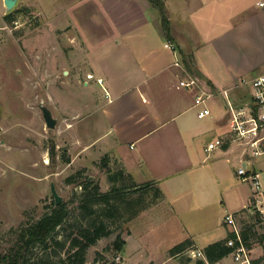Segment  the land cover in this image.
Masks as SVG:
<instances>
[{"label":"rangeland","instance_id":"1","mask_svg":"<svg viewBox=\"0 0 264 264\" xmlns=\"http://www.w3.org/2000/svg\"><path fill=\"white\" fill-rule=\"evenodd\" d=\"M109 2L17 0L6 13L0 0V252H7L14 245L21 228L48 213L53 203L49 185L53 183L67 210L66 226L54 234L64 243V248L50 245L46 249L36 245L27 255L29 259H49L52 264L66 257L68 238L75 234V226L90 221L76 207L80 186L65 182L75 175L73 181L88 178L98 184L101 192H107L112 185L123 191V200L114 217L106 221L108 236L88 248L84 264H196L203 258L196 256L193 248L170 258L166 239L160 237L161 219L148 222L150 214L137 219L160 200L149 202L151 191L143 195L136 193L134 182L127 177L109 183L101 169V159L105 156L103 144L111 143L112 137L100 138L105 128L100 107L109 99L112 108L117 102L105 95V85L97 83V76L91 80L92 70L96 67L97 72L105 73L117 91H126L138 75L134 63L140 67L143 60L164 51V37L157 35L158 23L151 19L153 15L159 17L154 8L150 11L152 15L146 14L149 23L145 28L149 34L142 37L148 51H133L131 61L122 45L113 46L109 35L113 30L108 20ZM116 9L120 11L122 5ZM6 15L10 19H5ZM263 53L264 47L244 51L240 48L236 60L246 64ZM253 75L245 76L244 81L249 82ZM244 87L247 93L240 98L234 100L232 94L228 96V101L236 107L250 103V86ZM132 90L126 91L127 96H136ZM40 104L56 119L55 128L45 127ZM207 106L210 116L198 119L200 125L208 123L210 118L227 117L228 110L221 97L208 100ZM196 109L192 106L189 114H195ZM217 125L211 121L206 128L213 130L215 126L216 131L228 128V121L224 119ZM204 140L207 142L208 137ZM219 153L220 150H215L212 155ZM63 156L69 159L68 163L63 161ZM106 165L110 173L123 169L109 156ZM139 197L142 199L138 201ZM133 212L136 215L131 217ZM239 221L241 233L246 234L250 244L253 264H264V239L260 240L264 227L247 214ZM117 235L124 241L118 252L112 247ZM207 245L203 241L196 244L197 248ZM217 264L233 263L228 256Z\"/></svg>","mask_w":264,"mask_h":264},{"label":"crops","instance_id":"2","mask_svg":"<svg viewBox=\"0 0 264 264\" xmlns=\"http://www.w3.org/2000/svg\"><path fill=\"white\" fill-rule=\"evenodd\" d=\"M163 2L169 38L162 32L160 16H151L158 23L157 35L164 37V51L143 60L140 67L134 63L139 71L131 85L133 90L130 86L128 89L135 91L136 96H127L128 89L117 91L112 80L97 72L96 67L91 80L97 76L96 80L105 85V95L117 102L112 108L109 99L100 107L105 125L100 138L112 137L111 143L103 144V154L116 161L132 182L153 181L162 194L160 202L140 213L137 219H145L148 214V222L161 219L160 237L166 239L168 249L191 239L193 249L201 253L206 246L197 248V242L209 245L225 238V214H233L238 224L242 215L252 217L246 212L250 187L236 171L240 165L263 170L264 156L253 158L250 149L244 151L239 143L231 141L229 126L218 131L215 126L213 130L206 128L211 121L219 126L227 120L226 115L200 125L196 111L189 114L194 93L177 87L185 74L173 63L191 59L208 92L227 90L234 100L246 94L241 81L247 75L254 74L252 80L262 73L264 53L246 64L238 63L236 57L240 48L244 51L264 47V0ZM109 4L111 43L115 47L122 45L133 61V51L149 50L142 37L149 34L145 28L149 23L146 14L154 7L147 0H110ZM119 5L122 9L117 11ZM135 19L138 22L133 23ZM166 42L175 46V54L164 49ZM217 138L229 141L217 149V155H212L214 151L206 152V145Z\"/></svg>","mask_w":264,"mask_h":264},{"label":"trees","instance_id":"3","mask_svg":"<svg viewBox=\"0 0 264 264\" xmlns=\"http://www.w3.org/2000/svg\"><path fill=\"white\" fill-rule=\"evenodd\" d=\"M152 7L157 9L160 16L161 29L165 37L169 38V24L164 7L163 0H147ZM10 15H6L5 19H10ZM182 66L191 74L196 75L199 79L202 76L195 70L193 61L191 59H182ZM209 85V83L207 82ZM210 87V86H209ZM108 156L105 155L101 159V169L104 170L107 181L111 184L127 177L131 179L128 174H125L124 169H121L117 173L108 172L107 167ZM63 161L68 163L69 159L63 156ZM81 172V171H80ZM77 172L76 174H80ZM126 175V176H125ZM72 175L66 178L67 184H78L81 188V193L77 201V210L84 218L90 219V221L82 226L76 225L74 228V235L68 238L67 255L65 258L60 259L58 264H84L85 254L89 247L96 244L100 239L108 236V227L106 224L107 219L114 217V211L119 206V202L123 200V191L121 187L112 185L107 192H101L97 183L85 178L82 182L73 181ZM136 193L147 194L151 191L150 201L161 200L162 194L155 182L149 181L142 184H135ZM151 188V189H149ZM139 197L137 200H141ZM144 208V206L142 207ZM136 212L131 214V217L135 216ZM67 218V210L64 203L54 206V201L50 207L48 213L44 214L40 219L34 223L21 228L17 235L16 241L7 252H0V264H52L49 259L43 258L29 259L27 253L34 246L38 245L43 248H49L50 245L57 249H63L64 243L57 240L54 237L57 229L65 225ZM68 225V224H67ZM69 228L73 227L68 225ZM233 238V235L227 233L225 238L207 245L201 250L203 260L199 259L196 264H217L223 258H226L231 252L232 248L226 246L228 239ZM263 236H260V240ZM242 240L246 247H250L248 238L245 233H242ZM112 247L115 251H121L124 245V241L116 236L115 241L112 243ZM193 248V242L191 239H185L184 241L176 244L169 249V256L175 257L181 255L187 249Z\"/></svg>","mask_w":264,"mask_h":264},{"label":"built area","instance_id":"4","mask_svg":"<svg viewBox=\"0 0 264 264\" xmlns=\"http://www.w3.org/2000/svg\"><path fill=\"white\" fill-rule=\"evenodd\" d=\"M164 49L175 54V46L166 42ZM173 67L181 70L185 76L178 81L177 87L194 93L193 107L196 109L197 119H204L210 116L207 101L219 96L223 99L227 107V121L229 126L230 140L239 143L244 151L250 149L253 158L264 156V69L261 74L254 77L249 82L241 81V86L249 84L248 96L249 104L234 106L228 101V91L208 92L204 89V83L194 75H189L181 63L176 60ZM101 83V80H97ZM229 141V138H217L206 145V152L210 153L221 149ZM245 153V152H244ZM236 174L241 181L246 182L250 187L246 212L252 216L253 222L264 225V169L252 170L245 166H239ZM222 223L228 233L233 235L226 242V246L232 248L228 255L233 264H253L250 248L243 243L241 236V226L235 221L233 214H225ZM264 239V231L261 233ZM196 256H201L196 252Z\"/></svg>","mask_w":264,"mask_h":264},{"label":"water","instance_id":"5","mask_svg":"<svg viewBox=\"0 0 264 264\" xmlns=\"http://www.w3.org/2000/svg\"><path fill=\"white\" fill-rule=\"evenodd\" d=\"M16 1L17 0H3V7L6 13H8L13 8ZM39 108L41 111V115H42V119L44 121L45 127L48 129L55 128L56 119L52 117L50 110L41 104L39 105ZM49 187H50V193L53 197L54 206H58L59 204H61V197L57 195L53 183H50Z\"/></svg>","mask_w":264,"mask_h":264}]
</instances>
